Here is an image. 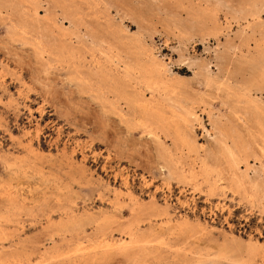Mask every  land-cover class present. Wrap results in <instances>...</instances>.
<instances>
[{
    "label": "rangeland",
    "instance_id": "1",
    "mask_svg": "<svg viewBox=\"0 0 264 264\" xmlns=\"http://www.w3.org/2000/svg\"><path fill=\"white\" fill-rule=\"evenodd\" d=\"M0 264H264V0H0Z\"/></svg>",
    "mask_w": 264,
    "mask_h": 264
},
{
    "label": "bare ground",
    "instance_id": "2",
    "mask_svg": "<svg viewBox=\"0 0 264 264\" xmlns=\"http://www.w3.org/2000/svg\"><path fill=\"white\" fill-rule=\"evenodd\" d=\"M256 15H258V14H256ZM257 70V69H256Z\"/></svg>",
    "mask_w": 264,
    "mask_h": 264
}]
</instances>
